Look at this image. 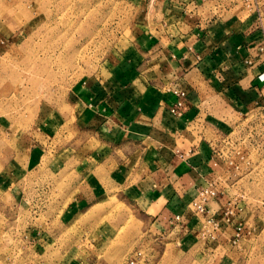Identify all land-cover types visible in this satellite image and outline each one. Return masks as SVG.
Segmentation results:
<instances>
[{"label":"rangeland","instance_id":"obj_1","mask_svg":"<svg viewBox=\"0 0 264 264\" xmlns=\"http://www.w3.org/2000/svg\"><path fill=\"white\" fill-rule=\"evenodd\" d=\"M141 12L135 0H0V264H125L146 238L135 201H72L73 149L88 140L76 100L121 61ZM218 122L213 145L235 144L224 188L246 222L185 247L156 240V264H264V110Z\"/></svg>","mask_w":264,"mask_h":264},{"label":"crops","instance_id":"obj_2","mask_svg":"<svg viewBox=\"0 0 264 264\" xmlns=\"http://www.w3.org/2000/svg\"><path fill=\"white\" fill-rule=\"evenodd\" d=\"M135 1L141 17L121 61L76 100L88 140L73 149L72 201L74 212L111 195L135 201L147 236L125 264H156V240L185 247L246 222L222 179L235 144L213 142L226 112L264 110V0L251 2L260 17L241 0ZM208 184L219 194L196 214L190 203Z\"/></svg>","mask_w":264,"mask_h":264},{"label":"built area","instance_id":"obj_3","mask_svg":"<svg viewBox=\"0 0 264 264\" xmlns=\"http://www.w3.org/2000/svg\"><path fill=\"white\" fill-rule=\"evenodd\" d=\"M243 3H245L248 6L253 5L255 12L258 13V16L260 17V12L258 10V7H256V3H251L254 0H241ZM264 52V51H263ZM181 96H183V93H180ZM219 192L217 189L213 186V184H208L207 186H203L198 189L197 194L195 198L191 201L190 206L193 209V211L196 214H205L207 212V203L217 197ZM179 217L176 216V219ZM129 264H133L132 262H129Z\"/></svg>","mask_w":264,"mask_h":264}]
</instances>
